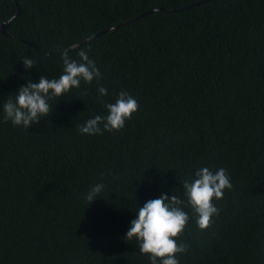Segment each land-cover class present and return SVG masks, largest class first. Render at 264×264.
Instances as JSON below:
<instances>
[{
    "label": "trees",
    "instance_id": "obj_1",
    "mask_svg": "<svg viewBox=\"0 0 264 264\" xmlns=\"http://www.w3.org/2000/svg\"><path fill=\"white\" fill-rule=\"evenodd\" d=\"M200 1L0 0V27L20 10L0 31V264H151L125 235L161 194L189 215L179 264H264V0ZM82 49L99 83L53 98L29 129L4 121L19 87L58 79ZM121 90L139 104L125 126L81 134ZM203 167L232 189L201 231L183 183Z\"/></svg>",
    "mask_w": 264,
    "mask_h": 264
},
{
    "label": "clouds",
    "instance_id": "obj_2",
    "mask_svg": "<svg viewBox=\"0 0 264 264\" xmlns=\"http://www.w3.org/2000/svg\"><path fill=\"white\" fill-rule=\"evenodd\" d=\"M77 56L79 60L73 59L68 51L62 54L64 67L58 79L41 75L37 82L30 81L26 86L19 87L14 99H8L3 105L4 121L29 129L52 114L53 108L49 101L53 98H62L73 88H80L81 81L86 85H90L93 80L99 83L101 72L87 51L82 49ZM21 63L25 69L36 67V60L32 58L24 57ZM98 92L100 96L108 94L102 86L98 87ZM104 107L107 114L86 121L79 128L81 134L96 135L121 130L133 113L138 111L139 104L127 91L121 90L114 102L106 103ZM103 188L102 183H97L87 192L89 204L97 199ZM183 189L187 205L196 216L197 227L203 231L211 226L212 217L219 214L213 201L223 199L225 190H231L232 184L224 168L213 172L203 167L195 172L194 179L184 181ZM182 204L184 201L175 195L161 194L140 206L135 219L131 221L125 237L128 240L136 239L140 253L147 255L151 264H157L158 261L159 264H179L177 254L188 250L186 243L177 242L189 221Z\"/></svg>",
    "mask_w": 264,
    "mask_h": 264
},
{
    "label": "water",
    "instance_id": "obj_3",
    "mask_svg": "<svg viewBox=\"0 0 264 264\" xmlns=\"http://www.w3.org/2000/svg\"><path fill=\"white\" fill-rule=\"evenodd\" d=\"M206 1H210V0H203V1L197 2L196 4H199V3H201V2H206ZM192 5H195V4H192ZM187 7H189V6H186V8H187ZM173 11H175V12H179V11H181V9H177V10H173ZM147 13H148V12L142 13L141 15L137 16L136 18H139V17H141V16H144V15H146ZM19 14H20V10H19L18 6H16V15L13 16V17H11L9 20H7V21H5V22L2 23V25H1V27H0V31H1V33L4 34V30H5L6 27L8 26L9 22H10L11 20H13V19H14L16 16H18ZM109 30H112V28H109V29H107V30H105V31H109ZM87 40H88V39H87ZM87 40H86V41H87ZM23 43H25L26 45L32 47V48L38 53V55H39L40 57H41V56H44V55H41V54L38 52L36 46H35L34 44H32L31 42L23 41ZM84 43H85V42L80 43V44H76V45H74L73 47H78V46H80V45H83ZM45 56H46V55H45Z\"/></svg>",
    "mask_w": 264,
    "mask_h": 264
}]
</instances>
